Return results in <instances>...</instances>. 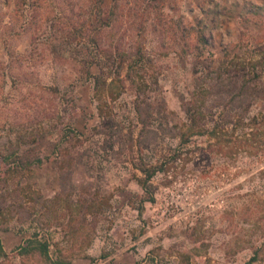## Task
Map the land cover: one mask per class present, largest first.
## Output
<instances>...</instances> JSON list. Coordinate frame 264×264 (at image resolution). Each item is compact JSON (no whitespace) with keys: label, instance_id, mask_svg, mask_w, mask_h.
<instances>
[{"label":"rangeland","instance_id":"obj_1","mask_svg":"<svg viewBox=\"0 0 264 264\" xmlns=\"http://www.w3.org/2000/svg\"><path fill=\"white\" fill-rule=\"evenodd\" d=\"M15 2L0 0V154L18 148L34 161L19 165L6 198L29 205L35 197L37 211L32 225L17 222L12 206L0 211L7 253L0 264H43L18 254L34 230L50 234V255L70 264H248L257 247L253 264H264V127L243 125L264 115V101L253 103L234 127L233 119L224 122V107L203 97L219 69L217 62L207 68L210 59L226 58L220 71L227 74L264 56V14L242 17L264 0H167L148 14L144 0H120L118 20L98 40L105 48L113 40L127 53L140 40L142 78L133 76L137 90L125 68L119 77L113 70L98 93L73 59L86 58L91 46L80 30L90 23L92 0H21L18 9ZM215 7L219 16L210 12ZM194 16L208 24L209 47L202 52L178 33ZM57 39L63 43L56 54L50 44ZM90 72L99 71L92 65ZM144 97L160 109L148 117L156 137L138 153L127 143L129 134L138 136L135 103ZM99 105L121 127L120 155L116 143L114 151L108 146L115 135L93 131L102 121ZM218 121L216 135L206 133ZM189 127L192 135L181 144L179 134ZM79 153L81 163L74 165ZM162 162L165 170L149 181V201L140 168ZM64 165L71 173L62 191Z\"/></svg>","mask_w":264,"mask_h":264},{"label":"trees","instance_id":"obj_2","mask_svg":"<svg viewBox=\"0 0 264 264\" xmlns=\"http://www.w3.org/2000/svg\"><path fill=\"white\" fill-rule=\"evenodd\" d=\"M15 5L17 9L21 7V0H15ZM145 6L143 8V12L145 14L153 12H160L163 9V5L167 0H144ZM93 2V12L90 23L86 26L84 31L80 30L83 34L85 33V38L90 41L91 46L87 47L86 50V58H73L76 59L77 63H80L82 67H84V75L87 78L93 79V89L95 93H98L102 88H105L106 83V74H111L113 70H116L115 75L119 77L123 68H125L124 77L129 81V83L134 86L137 90H139V83L133 77L135 74L138 75L137 68L141 67L144 56V49L140 42V40L134 41L133 50L129 53L125 52L119 44H112L108 48L102 47L101 43L98 40V37L105 30H110V28L116 23L119 16V8H120V0H92ZM163 6V7H162ZM214 15H220V8L215 7L211 10ZM207 14V13H206ZM264 14V2L259 6H251L250 8L244 11V16L242 15L244 21H247L250 16L258 15L261 16ZM150 15V14H149ZM208 24L205 21V18H197L193 17L192 22H189L185 25H180L178 27V33H180L186 40V46L190 45V48L196 49L197 51H203L206 47H209L208 37L205 34L207 30ZM108 37L115 38L116 33H112V31H108ZM58 39L52 40L50 44V49L52 53H58V48L61 43ZM95 49H94V48ZM95 50V51H93ZM264 50V47H263ZM186 51V50H185ZM226 58H222L219 60L210 59L209 63L206 64L207 68L210 70L212 64L214 65L217 62V67L219 68L215 72H213L214 76L212 77L211 83L207 86V88L203 91L205 99L212 100V106L218 107L222 106L225 110L222 112L225 113L226 118L224 119L225 123L230 121V118L233 119V126L236 127L238 124H242L244 118L248 115V110L253 103L258 100L264 101V71L260 72L258 70V66L264 63V56H261L260 59L256 63H251L249 66H239L234 68V70H228L227 74L225 72L220 71V67L226 65ZM95 65L98 69V74H92L90 72V67ZM249 67V68H248ZM251 69V70H250ZM138 77L142 78V75H138ZM82 78V73H81ZM124 82V79H123ZM112 98H115L113 92H108ZM148 98V99H147ZM155 102V107H153V103ZM102 105L98 107V114L101 117L102 121L97 128H94L95 133H103L108 134L109 136L115 135L111 140V143L108 144L110 149H114L115 143L119 146L118 153H123L122 150L124 148V140L120 137L121 127L119 126L117 120L113 117L107 116L103 113ZM160 103L154 100H150V97H144L143 99H136L135 103V112L138 117V123L140 125V130L138 132L137 138L133 143L132 136L129 134L128 136V147L133 150V147L138 153H142L144 148L149 146V141H152V137L154 135L156 137V133L147 128L148 125V117L152 114L153 111L159 110ZM228 107V108H227ZM196 113H199V108H196ZM245 126H263L264 127V115L257 117L252 116L249 118V121L245 124ZM221 128L220 121L214 125L210 131H198L199 134L208 133L209 135L215 136L217 129ZM70 133L72 131L69 130ZM181 137V144L188 140V135H192L191 127L188 128V131L185 133L179 134ZM149 137H151L149 139ZM148 139V140H146ZM58 150L59 147L55 146ZM18 148H10L5 153L0 154V211L9 208L12 206L15 210L12 209L16 213L17 222L27 225H32L36 223L35 215L37 209H35L37 198L33 197L32 201L29 205L26 202L20 201L18 198L13 199V201L8 202L9 188H7L8 183L12 182L13 175L15 172L19 171V165H26V167L30 166V164L34 163L31 159L29 160L28 156H21L18 153ZM114 151V150H113ZM178 152H175L173 156H177ZM63 157V156H62ZM34 159V158H33ZM82 153H79L76 157H74L75 164L81 163ZM41 160L39 159L38 162ZM67 161H70L68 158ZM70 162H68L69 164ZM166 162H162L155 165L146 166L143 165L140 169L145 174V177L140 179V184L146 190L148 194L149 201H154V197L152 196L151 185L149 184L150 179L158 172L165 170ZM5 165H9L7 169L3 170L2 167ZM25 167V168H26ZM60 185L62 191H65L68 187V179L70 177L71 170H68L64 166L60 167ZM67 170V172H66ZM7 189V191L3 192L2 190ZM72 190H76L77 188L71 185ZM11 192V191H10ZM12 193V192H11ZM50 234L48 237L45 235L39 234L38 230H34L31 233V236L27 238L21 247H19L18 254L25 257L36 256L43 264H70V260L68 258L56 257L52 258L49 253L50 247ZM108 253L101 254L100 257H106ZM7 256V253L3 249L0 239V257ZM259 257V248H255L253 255L250 257L248 264H253L258 260ZM94 259V258H92Z\"/></svg>","mask_w":264,"mask_h":264}]
</instances>
